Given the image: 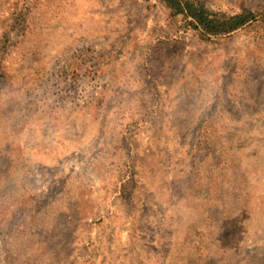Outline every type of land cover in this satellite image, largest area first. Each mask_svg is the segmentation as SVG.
Returning <instances> with one entry per match:
<instances>
[{
  "label": "rangeland",
  "instance_id": "rangeland-1",
  "mask_svg": "<svg viewBox=\"0 0 264 264\" xmlns=\"http://www.w3.org/2000/svg\"><path fill=\"white\" fill-rule=\"evenodd\" d=\"M194 1L0 0V264H264V0Z\"/></svg>",
  "mask_w": 264,
  "mask_h": 264
},
{
  "label": "trees",
  "instance_id": "trees-1",
  "mask_svg": "<svg viewBox=\"0 0 264 264\" xmlns=\"http://www.w3.org/2000/svg\"><path fill=\"white\" fill-rule=\"evenodd\" d=\"M176 16L189 19L193 28L204 36L224 35L238 30L244 25L257 20L255 13L242 11L239 14L226 16L216 15L194 0H160Z\"/></svg>",
  "mask_w": 264,
  "mask_h": 264
}]
</instances>
